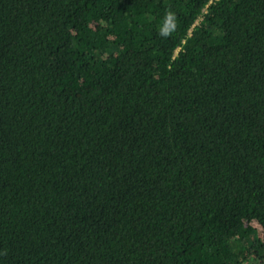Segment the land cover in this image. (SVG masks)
Returning <instances> with one entry per match:
<instances>
[{
  "label": "trees",
  "instance_id": "obj_1",
  "mask_svg": "<svg viewBox=\"0 0 264 264\" xmlns=\"http://www.w3.org/2000/svg\"><path fill=\"white\" fill-rule=\"evenodd\" d=\"M0 264H264V0H0Z\"/></svg>",
  "mask_w": 264,
  "mask_h": 264
},
{
  "label": "clouds",
  "instance_id": "obj_2",
  "mask_svg": "<svg viewBox=\"0 0 264 264\" xmlns=\"http://www.w3.org/2000/svg\"><path fill=\"white\" fill-rule=\"evenodd\" d=\"M173 14L172 13H167L165 19L167 20L168 18H170ZM161 35H167L168 31H167V26H165L164 28L161 29Z\"/></svg>",
  "mask_w": 264,
  "mask_h": 264
}]
</instances>
